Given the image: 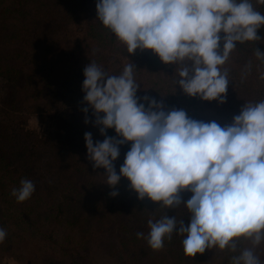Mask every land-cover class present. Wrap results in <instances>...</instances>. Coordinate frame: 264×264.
Returning a JSON list of instances; mask_svg holds the SVG:
<instances>
[{
    "label": "clouds",
    "instance_id": "9594fccd",
    "mask_svg": "<svg viewBox=\"0 0 264 264\" xmlns=\"http://www.w3.org/2000/svg\"><path fill=\"white\" fill-rule=\"evenodd\" d=\"M95 10L128 53L150 50L163 64L180 65L176 83L182 92L218 103L228 85L220 66L237 42L259 39L257 29L264 24V14L250 0H95ZM255 55L264 58L258 49ZM184 61L191 62V74ZM133 67L126 64L119 75H105L95 62L84 67L83 101L103 136L94 144L91 133H84L86 156L93 168L104 170L108 186L125 178L138 199L170 208L182 203L181 192L191 193L183 202L190 214L186 226L167 215L149 218L146 236L137 237L158 250L176 230L188 257L212 246L235 251L236 239H250L251 246L232 256L231 264H262L254 250L264 240V99L242 105L224 126L139 98L146 108L136 97ZM107 129L120 139L105 135ZM124 143L130 147L117 173L114 162ZM33 191L31 180H21L12 195L22 202ZM4 237L0 229V241Z\"/></svg>",
    "mask_w": 264,
    "mask_h": 264
},
{
    "label": "trees",
    "instance_id": "16d2710c",
    "mask_svg": "<svg viewBox=\"0 0 264 264\" xmlns=\"http://www.w3.org/2000/svg\"><path fill=\"white\" fill-rule=\"evenodd\" d=\"M81 0H0V76L6 80V99H3L2 105L0 104V109L4 106L12 103L13 94L9 92L13 84L17 81L18 76L22 73L16 67L17 60H25L33 63L34 77L40 81V88L47 85L55 96L65 99L68 98L67 92H75L82 90L83 81V69L89 62H101L103 55L94 56L92 50L83 52L73 43L68 42L66 37L61 36V30L59 25H66V21H75V13H70L69 9L78 6ZM32 5L36 3L37 7L32 10L26 7L27 4ZM33 6V5H32ZM261 14H264V6L254 8ZM33 10H36L34 12ZM34 13L37 15L34 16ZM28 17L36 18L35 25L41 28V31L30 24H27ZM8 20H11L13 26L14 22L19 21V32L14 33V37L9 39L8 36H3L1 32L9 31L7 26ZM48 20V21H44ZM45 24V25H43ZM56 24V25H55ZM53 26H56L53 29ZM47 29V32H45ZM88 32V38L90 37L91 42H95L99 45L100 49L106 46L115 47V50L121 42L108 30L105 26L98 22L96 24L90 25ZM257 35L259 39L255 41H245L243 43L237 42L236 46L243 50V47H251V51L256 49L259 50V46L264 42V24L260 25L257 29ZM42 36H44L42 38ZM155 55L146 50L140 51L137 55L130 56L133 58L132 65L133 70L136 71L138 75V80L140 84L145 87V93L139 92L136 96L139 102H144L147 108V102L141 101L139 98L148 96L150 98L159 100L160 96L165 92V88L161 87L158 79V71L156 69V59ZM58 60L63 62H68L66 64V70H62V66L58 64ZM66 58V59H64ZM22 69V68H21ZM23 70V69H22ZM233 82L230 84L228 81L227 87L228 92H233L235 90L236 95H243L244 93L253 95L252 98H257L261 100L264 98V71L259 67L253 66L250 70L249 79L243 81L240 79L241 76L234 68L231 66ZM234 85V86H233ZM226 87V88H227ZM64 90V91H60ZM186 95V94H185ZM187 96V95H186ZM233 97L234 94L231 93ZM258 96V97H257ZM182 96L180 94L174 96L171 99L168 98L169 104L175 106L176 101ZM192 101L197 100L196 96H193ZM166 102V99H165ZM224 102H226L224 100ZM64 106L63 110L59 115L54 126V132L50 134L48 139H44L43 136H36L33 140L27 139L31 137L29 134H19L14 135L9 132V128L4 127L3 122L0 121V183L1 179L5 178L4 175L12 174L15 175L17 170H20L26 180H31L34 185L33 194L38 193L41 189V185L45 186L48 194H53V208L50 214L46 216L54 220L53 225H51L52 237L58 227L63 223L62 228H67L68 235L70 236V244L67 247L61 248L63 251L68 253L75 251V257L69 259V264H94L87 254L88 247L84 244V233L87 230V223H90V218L94 210L86 209L84 205L78 206V200L81 194L83 197L92 196V188L96 185L92 183V176L99 174V170L102 168H93L92 163H87L84 161L80 155L86 150L83 142V136L86 132L85 118L90 123V127L95 130L100 137L99 140H103V136L99 134V129L94 126L93 112L89 111L86 114H81L83 111H78V107H71V105H77V102L73 100L70 104ZM86 104V103H85ZM73 105V106H74ZM87 105V104H86ZM25 108V107H24ZM21 110V109H20ZM19 111V110H18ZM85 116L84 121L80 119V116ZM102 115V114H101ZM105 135L108 137L115 138L117 140L120 137L115 133L114 129H107ZM40 139L46 146L47 150H43V146L40 142L36 143L34 140ZM34 142V143H33ZM84 147V148H83ZM130 143H124L119 145V154L124 159L125 153L128 151ZM41 157H44L46 161L51 166H57L55 169V181L42 184V177H37L38 173V162ZM48 157L51 159L49 160ZM72 159L77 161L75 167V177L76 180L72 181V178H66L63 171L67 170L63 165L67 164L69 166ZM123 163V161H122ZM31 175H28L30 174ZM69 172H67L68 174ZM97 179V178H96ZM96 183L101 184L99 179ZM102 182V181H101ZM20 185L12 187V190L18 189ZM119 189L120 198L117 195L114 197L113 201L119 202L115 209L109 207L106 209V204L103 206H97L95 210H102L105 213L100 215L99 222L103 224L102 230L106 231L108 234L106 241L104 242V247L106 249L107 245L109 248L111 245L118 249L119 247L115 242L119 240L121 244L127 249L128 257L131 259L133 264H173L170 260H167L169 254L173 252L172 249H176L179 252L171 254L173 260L176 261L175 264H208L205 260V251L203 253H198L194 257H188L183 252V235L178 234L177 239L169 240L166 239L163 245H168L172 249L162 248L158 250H153L147 244L144 237H137L138 232L147 234L148 226L147 220L151 217L149 215V206L147 198L143 200L137 198V194L129 187L128 181L125 178H121L117 184ZM61 188V189H60ZM62 191V199L56 198V193L58 190ZM0 189V198L3 197V191ZM37 195V194H36ZM80 195V197H79ZM41 197V196H39ZM92 201L93 199L89 197ZM5 200V199H3ZM18 202L16 198L13 199ZM41 200V198H37ZM79 201V203H80ZM83 201V200H82ZM75 203L74 206L71 204ZM57 203L56 205H54ZM125 203V205H124ZM20 205V204H18ZM33 209V208H32ZM28 212V209H26ZM162 213L175 212V209L165 208L159 205L158 211ZM178 211L176 214H180ZM25 215H9L8 217H14L17 219H22ZM41 216V214H40ZM164 216V215H163ZM0 212V219L4 218ZM160 218L159 216H157ZM65 218V219H63ZM156 218V216H155ZM85 223L86 226L83 229L81 225ZM4 227V226H3ZM59 228V227H58ZM79 228V229H75ZM78 231H82V235ZM105 234V236H106ZM67 235V237H68ZM68 239V238H67ZM66 239V240H67ZM79 242L82 244L81 249L77 250V244ZM173 244L176 245L173 248ZM87 249V250H86ZM166 250V253H164ZM206 250V249H205ZM230 251L229 256L226 258V264H231V257L238 254V250L235 251L228 249ZM114 263V261H113Z\"/></svg>",
    "mask_w": 264,
    "mask_h": 264
},
{
    "label": "rangeland",
    "instance_id": "374dc122",
    "mask_svg": "<svg viewBox=\"0 0 264 264\" xmlns=\"http://www.w3.org/2000/svg\"><path fill=\"white\" fill-rule=\"evenodd\" d=\"M250 2L253 8L264 6V3H258L257 0H250ZM32 5L30 3L27 4L26 7L30 10L37 7L35 2L32 3ZM33 11L36 12V10ZM34 12L33 14L36 16L37 14ZM69 12L75 13V21H66V25L58 26L59 28L61 27V36L66 37L68 42H73L79 48V50L83 52L92 50L93 53H95L94 56H99L98 54L103 55L101 62H96V64L103 72H105V75H119L126 64H132L133 58L130 59V56L132 57V55H137V53L140 51H146L137 49L133 53H128L122 43L117 46L116 50L113 46H106L105 48L100 49L97 43L94 41L91 42L90 37L88 38V32L92 29H89V26L100 22L98 19H96L95 0H81L80 4L78 6L75 5V7L71 10L69 9ZM28 18L27 24L35 27L37 31H41V28L35 25L34 21L36 18ZM19 23V21L14 22L15 26H13L11 20H8L7 26L9 31L1 32L2 35L5 37L8 36L9 39L14 37V33L19 32ZM0 25H2V22ZM55 28L56 26H53V29ZM45 32H47V29H45ZM43 37L44 36H42V38ZM260 45L261 46H259V50L264 52V42H262ZM242 49L243 50H240V48L235 44L233 50L228 54V58L224 65L220 66L222 72H227V79L230 81V84L233 82L231 66H233V68L241 76H243L240 77V79L243 81H247L249 79L248 76L253 66L259 67L262 71H264V58L257 59L255 52L251 51V47H243ZM154 57L156 59V69L158 71L157 76L160 80L159 84L161 87L166 89L162 94L163 96H160L159 100L157 101L161 102L165 111L171 109H183L186 113V116L189 118L202 120L205 122L215 120L218 124L224 126L231 123L232 117L239 113L242 105L248 102L259 101L257 98H252L254 96L250 94L244 93L243 95L238 96L233 93L235 90H232L233 92H228V89L231 87H227L224 97L226 102L218 103L215 100L204 101L199 97H197V100L194 102V100H191L192 97L186 96L176 83L177 79L179 78L177 75V68L180 65H165L156 55ZM57 62L62 66V70H66V64L68 62L61 63L58 58ZM16 64V67L21 70L22 73L18 76L17 81L13 84L11 90L9 91L12 92L14 98L12 99V103L0 109V121L3 122L4 127L9 128L10 133H13L14 135L27 134V136L30 134L31 137L27 138L29 140H33L36 136H43L44 139H48L50 134L55 130L54 126L57 115H59V113L62 112L64 106L67 105L65 102L70 104L73 100H75L77 105L75 106L73 104L74 106L71 105V107H78V111H83L84 108H87V112L83 111L81 114H86L89 111H91V113L93 112V110L83 101V90H78L75 92L60 90L68 93V98H59L52 94V92L49 90L50 88L47 85H45L44 89L43 87H39L40 81L37 79V77H34L33 70L35 68L33 67V63L29 61L26 62L25 60H17ZM182 66L189 67L191 74L190 61H184ZM133 78L138 85L136 96L139 92L145 93L146 88L140 84V80H138V75L136 74L135 70H133ZM5 86L6 80L3 78V76H0L1 105L3 99H6V92H8L6 91ZM231 93L234 94L233 97L231 96ZM178 94H180L182 97L176 101V105L173 106L169 104L168 98L171 99L172 95L176 96ZM84 118L85 116H80L82 121H84ZM84 126L86 128V132L91 133L93 142L95 144V142L100 139L97 132L90 127L89 122L85 123ZM34 142H40L43 145L41 146L43 147V150H47L45 144L41 142L40 139H36ZM83 145L85 147L84 142ZM80 157L87 163H92L86 156V150L80 155ZM48 159L50 160L51 158L48 157ZM122 161L123 158L121 157V154H119L117 160L114 162V167L117 173ZM50 164L51 163L48 164L44 157H41L40 161L38 162L39 175L36 173V176H43L41 179L42 184L54 182L56 180L54 173L55 169L57 170V166L54 163V166L50 167ZM76 165L77 161L74 159H72L69 166L67 164L63 165L65 169L67 167L68 168L62 173L66 178H72V181L76 180ZM67 172L69 173L67 174ZM28 175H31V173ZM4 177L5 178L1 179L0 189L2 188L1 191H3V196L5 198H0V212L6 217L0 219V229H3L5 232L3 241H0V264H69V259L71 257H75L74 255L76 253L75 251H71L70 253L68 251L67 253L61 248L67 247L70 242H72L70 241L71 234L68 235V231L66 230L67 228H62L61 225H63V223H60L61 225L58 226L59 228L54 227V229H57V231L54 233V237H52L51 232L53 231L51 230V225H53L54 220L50 217L49 219L46 217L51 212L50 208L53 207V194H48L45 186L41 185V190L36 193L37 195L33 194V191L26 200L22 202H15L13 200L15 196L12 195V187L20 185V181L26 179L20 170H17L15 175L12 173L9 175H4ZM96 178L102 181H99L101 184L96 183V181H98ZM91 180L92 183L96 185L92 188L93 195L89 196L93 199V201L89 197H83L84 195L81 194V201L79 198L77 204L80 207L84 205L86 209L94 210L92 217L90 218V223H87V230L86 232H83V245L88 247V250L86 249L87 254L94 264H133L131 263L130 257L127 256V249H125L119 240L115 242V244H117L119 247L116 249V251L115 247L112 245L110 248L107 245L105 249L104 242L106 241L108 234H106L105 230H102L103 224L99 222L100 215L104 214L105 212L102 210H95L97 206H103L104 203H107L106 209H108L111 205L113 209H115L117 205H120L119 202L113 201L115 196L110 195L112 191L117 192L119 189L117 185L111 187L107 185L106 176L103 169H100L99 174H96V176L93 175ZM60 189L56 193V198L61 200L62 191ZM180 195L182 203L180 205L170 207L175 209V212H173V215L171 213H167V216L175 217L177 222L182 220L186 226L188 224L190 214L184 208L183 202L189 198L191 193L185 190L181 192ZM117 197H121L119 192H117ZM37 198H41V200H37ZM147 202L149 204V206H147L149 210L148 213L153 221L159 219L157 216L162 217L163 215H166V213L164 214L162 212H157L160 205L159 203L151 202L148 199ZM56 204L57 203L54 205ZM71 205L74 206L75 203L72 202ZM26 209H28V212ZM178 211L181 213L176 214ZM10 214L25 216L19 220L14 217H8ZM85 226V223L81 225L83 229ZM178 227L179 223L177 224V228ZM75 229L77 230L79 228ZM78 232L80 235H82V231ZM177 235V231L174 230L170 239H177ZM76 243H78L77 250L81 249L82 244L77 241ZM234 243L236 245V250L238 251L242 248L251 246L250 239L245 238H238L234 241ZM163 246H166L165 248L172 249L168 245ZM175 247L176 245L173 244V248ZM228 249L229 248H227V246L224 249H219L216 246L206 248V262H208V264H226L225 260L230 254ZM172 250L173 252L171 254L179 252L176 249ZM254 251L261 259L262 264H264V240H262L261 243L256 246ZM164 253H166V250H164ZM171 254L168 255L167 260H170L171 263L175 264L176 261L172 259ZM75 258L77 259V257Z\"/></svg>",
    "mask_w": 264,
    "mask_h": 264
}]
</instances>
